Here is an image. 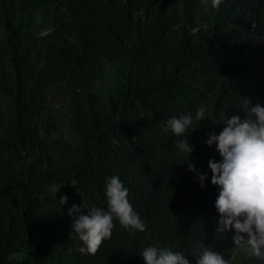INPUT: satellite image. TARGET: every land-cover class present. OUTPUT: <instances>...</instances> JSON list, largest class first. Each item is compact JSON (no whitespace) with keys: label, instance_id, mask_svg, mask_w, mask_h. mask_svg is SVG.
<instances>
[{"label":"trees","instance_id":"obj_1","mask_svg":"<svg viewBox=\"0 0 264 264\" xmlns=\"http://www.w3.org/2000/svg\"><path fill=\"white\" fill-rule=\"evenodd\" d=\"M0 30V264H145L150 246L195 264L201 244L229 264H264L233 252L234 230L216 231L208 163L222 158L205 143L226 119L250 115L244 98L264 106V0H223L218 10L211 0H0ZM189 113L188 162L207 174L204 187L164 131ZM112 176L145 231L115 221L95 256L81 254L69 209L107 211Z\"/></svg>","mask_w":264,"mask_h":264},{"label":"clouds","instance_id":"obj_2","mask_svg":"<svg viewBox=\"0 0 264 264\" xmlns=\"http://www.w3.org/2000/svg\"><path fill=\"white\" fill-rule=\"evenodd\" d=\"M223 0H211V6L219 9ZM207 5L208 0H202ZM257 25L252 24L255 29ZM264 40V36L260 37ZM243 110L250 113L246 118L234 115L226 119L219 134L210 133L205 143L222 158L219 162L209 160L211 183L218 186L219 194L215 200V209L219 213L217 233L223 234L234 230L233 242L239 253L245 257H254L264 261V106L251 105L244 98ZM205 108L199 107L195 112V121L205 119ZM254 117V118H253ZM193 125L191 113L173 117L167 121L164 131L178 137L175 144L179 152L186 154L189 171L197 174L201 187L207 179L206 173H200L195 165L188 162L194 147L189 145L185 134ZM64 183L54 184L51 192L57 194ZM105 195L107 211L90 208L86 214L81 207L73 205L69 209L73 232L77 234L83 246L78 250L81 254L95 256L105 240L111 238L116 227L120 226L131 231H145L146 225L129 202V189L117 176L106 180ZM67 196H61L60 204L67 203ZM84 207V206H83ZM145 264H190L189 259L180 252L169 247H147L142 252ZM195 264H229V260L213 250L198 245L194 253Z\"/></svg>","mask_w":264,"mask_h":264},{"label":"rangeland","instance_id":"obj_3","mask_svg":"<svg viewBox=\"0 0 264 264\" xmlns=\"http://www.w3.org/2000/svg\"><path fill=\"white\" fill-rule=\"evenodd\" d=\"M4 49V43H3V34L2 31L0 30V59H2V62H0V75L3 73H7L8 70V65L6 64L3 56H2V51ZM108 84H104L102 86L103 91L106 92L108 90ZM6 98L3 94H0V108L1 111L5 112L6 110ZM51 115L56 117L55 118V123L56 126L59 128V130L61 131L63 137L65 138V140L72 146V147H76L78 145V140L73 136V134L69 131V127L67 125V121L63 118H61L59 116V114L57 113L56 109L51 111ZM238 251V249L235 247V245L233 244V252ZM15 258H18L19 256H14Z\"/></svg>","mask_w":264,"mask_h":264}]
</instances>
